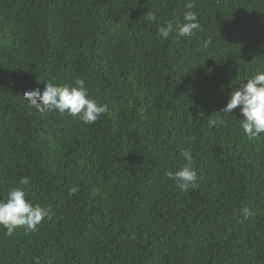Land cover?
Instances as JSON below:
<instances>
[{
    "label": "trees",
    "instance_id": "1",
    "mask_svg": "<svg viewBox=\"0 0 264 264\" xmlns=\"http://www.w3.org/2000/svg\"><path fill=\"white\" fill-rule=\"evenodd\" d=\"M187 2L0 0V200L52 209L33 233L0 226V264H264V134L221 113L264 71V0H192L201 30L178 38ZM75 78L108 105L94 124L23 99Z\"/></svg>",
    "mask_w": 264,
    "mask_h": 264
},
{
    "label": "clouds",
    "instance_id": "2",
    "mask_svg": "<svg viewBox=\"0 0 264 264\" xmlns=\"http://www.w3.org/2000/svg\"><path fill=\"white\" fill-rule=\"evenodd\" d=\"M194 7L192 0L185 4L187 11L183 12V22L178 25V38L191 39L201 30L197 13L192 10ZM144 17L151 22L157 20V16L151 11ZM172 31L173 25L168 23L167 26L158 28V35L167 40ZM210 43L211 40H205L202 46L207 48ZM239 84L240 87L231 92L221 113L231 115L233 110L239 109L243 117L239 119L243 133L250 139H256L264 134V71H257L246 83L244 81ZM22 95L28 105L38 112L58 111L62 115L67 112L86 125L94 124L109 111L107 104L91 97L83 78H75L71 84L64 85L47 82L43 91L37 87L25 91ZM220 123L224 122L221 120ZM182 156L186 163L175 172L169 171L167 176L175 181L177 188L187 191L189 187L196 186L198 177L191 149H185ZM29 183L27 177L20 180L22 185L27 186ZM78 190L77 186H72L69 195H75ZM240 215L247 220L255 216V212L244 207L240 209ZM51 216V207L33 204L27 198L25 189L18 186L10 188L7 197L0 200V226L6 229L9 236L18 228H23L26 233L36 232L42 222L51 219ZM36 264H39L38 260Z\"/></svg>",
    "mask_w": 264,
    "mask_h": 264
}]
</instances>
